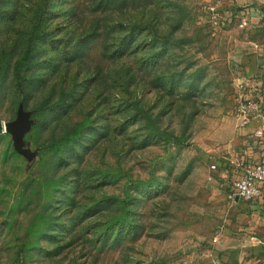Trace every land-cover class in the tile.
Here are the masks:
<instances>
[{
  "label": "rangeland",
  "instance_id": "374dc122",
  "mask_svg": "<svg viewBox=\"0 0 264 264\" xmlns=\"http://www.w3.org/2000/svg\"><path fill=\"white\" fill-rule=\"evenodd\" d=\"M240 83L264 138V0H0V264H264L212 196Z\"/></svg>",
  "mask_w": 264,
  "mask_h": 264
},
{
  "label": "crops",
  "instance_id": "0c3cea01",
  "mask_svg": "<svg viewBox=\"0 0 264 264\" xmlns=\"http://www.w3.org/2000/svg\"><path fill=\"white\" fill-rule=\"evenodd\" d=\"M251 21L254 22V19ZM252 134L251 124L236 130L234 139L225 147L226 162L223 163V167L215 168L216 171L211 179L216 186L212 196L215 200L218 199L226 209L225 216L228 218L224 219L225 224H233L237 231L244 233H254L258 227L264 226V197L249 203L242 201L229 203L225 195L231 182L241 176L243 163H264V138L255 140Z\"/></svg>",
  "mask_w": 264,
  "mask_h": 264
},
{
  "label": "built area",
  "instance_id": "2783aa9c",
  "mask_svg": "<svg viewBox=\"0 0 264 264\" xmlns=\"http://www.w3.org/2000/svg\"><path fill=\"white\" fill-rule=\"evenodd\" d=\"M209 22L214 27H220V21L218 13L210 11ZM250 23L249 16L245 14L240 16L239 26L241 28L246 27ZM245 83L239 84L238 105L236 107V120L238 128H245L250 123V117L253 112H257L261 108V102L254 97H245L242 91L245 88ZM215 166L212 165L210 169L215 170ZM210 179V178H209ZM264 197V163L260 162H245L241 166V176L233 180L225 195L226 200L229 203L236 201L253 202L259 198Z\"/></svg>",
  "mask_w": 264,
  "mask_h": 264
},
{
  "label": "water",
  "instance_id": "95a60500",
  "mask_svg": "<svg viewBox=\"0 0 264 264\" xmlns=\"http://www.w3.org/2000/svg\"><path fill=\"white\" fill-rule=\"evenodd\" d=\"M31 112L26 111L23 102L20 101L16 111V117L13 121L4 124V133L11 136L12 146L15 152L25 158L28 162L34 158L35 154L30 152L24 141L25 135L33 125Z\"/></svg>",
  "mask_w": 264,
  "mask_h": 264
},
{
  "label": "trees",
  "instance_id": "16d2710c",
  "mask_svg": "<svg viewBox=\"0 0 264 264\" xmlns=\"http://www.w3.org/2000/svg\"><path fill=\"white\" fill-rule=\"evenodd\" d=\"M13 69H14L13 72L15 73V76H16V82L19 86H21L22 82H21L20 76H19V68H18V66L15 65L13 67ZM263 97H264V93H263Z\"/></svg>",
  "mask_w": 264,
  "mask_h": 264
}]
</instances>
